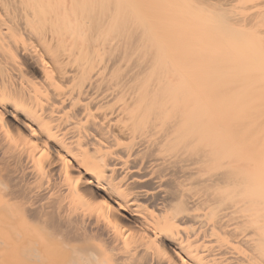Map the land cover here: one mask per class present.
<instances>
[{
    "label": "bare ground",
    "instance_id": "6f19581e",
    "mask_svg": "<svg viewBox=\"0 0 264 264\" xmlns=\"http://www.w3.org/2000/svg\"><path fill=\"white\" fill-rule=\"evenodd\" d=\"M0 264H264V0H0Z\"/></svg>",
    "mask_w": 264,
    "mask_h": 264
},
{
    "label": "rangeland",
    "instance_id": "374dc122",
    "mask_svg": "<svg viewBox=\"0 0 264 264\" xmlns=\"http://www.w3.org/2000/svg\"><path fill=\"white\" fill-rule=\"evenodd\" d=\"M1 245V244H0Z\"/></svg>",
    "mask_w": 264,
    "mask_h": 264
}]
</instances>
